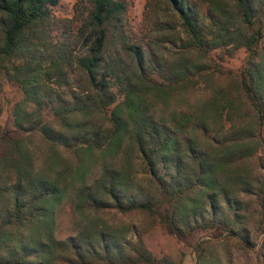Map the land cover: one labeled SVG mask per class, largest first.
Listing matches in <instances>:
<instances>
[{"label":"trees","instance_id":"16d2710c","mask_svg":"<svg viewBox=\"0 0 264 264\" xmlns=\"http://www.w3.org/2000/svg\"><path fill=\"white\" fill-rule=\"evenodd\" d=\"M163 1L176 20L158 25L165 42L177 44L173 60L128 42L125 0H78L71 18L54 15L60 0H0V72L23 93L13 124L55 147H75L74 173L85 152L118 158L105 160L92 181L78 182L77 212L143 213L178 237L210 229L253 247L244 199H256L254 231L264 232V161L258 177L244 162L264 152V0H231V18L211 6L200 12L191 0ZM226 46L247 51L235 89L213 86L194 111L158 115L150 107V98L209 80L191 51ZM72 68L84 80L69 88ZM24 140L0 133L11 148L0 153V264H54L65 255L80 263L172 264L154 257L139 235L124 241L105 226L57 239L55 210L69 182L37 172ZM10 169L14 177L4 176ZM195 249L197 264H224L199 244ZM225 259L233 264L228 253Z\"/></svg>","mask_w":264,"mask_h":264},{"label":"rangeland","instance_id":"374dc122","mask_svg":"<svg viewBox=\"0 0 264 264\" xmlns=\"http://www.w3.org/2000/svg\"><path fill=\"white\" fill-rule=\"evenodd\" d=\"M78 0H60L53 8V13L58 18H71L73 7ZM126 11V36L129 43L139 45L143 51L155 54L162 60H173L176 56L175 46L165 42L166 32L158 29L163 21L170 23L176 21L174 13L169 5L163 0H125ZM199 4L200 12H206L208 7H215L216 13L226 11L229 17H236L235 5L231 0H191ZM218 13V14H219ZM176 22H174L175 24ZM264 23V21H263ZM78 23L75 22L73 32L76 31ZM264 43V38H263ZM72 52L77 53L79 48L72 46ZM190 59L203 65L206 72L205 78L200 79L198 87H190L182 90L180 94L173 97L148 99L150 107L160 115L162 112L194 111L206 99L210 97L213 86L225 85L235 89L238 83L237 74L245 65L247 51L244 47L232 48L230 46L210 49L204 53L191 51ZM70 86L75 87L83 83V74L69 70ZM75 85V86H74ZM23 97L21 89L11 81L7 80L0 72V133L4 137H24V143L31 153L34 169L42 175L51 178L64 175L69 182L67 196L57 205L54 216V232L57 239H65L77 236L83 230H90L93 225L105 226L110 232H115L124 241H135L137 235L143 240L146 248L157 259H166L172 264H197L196 245L206 248L208 253L219 257L226 264L225 255L233 257V264H264V232L258 228L254 231V225L258 219V204L253 196H245L244 202L248 206L246 211L249 218V227H253L251 241L255 245L249 247L237 244V239L228 237L225 233L205 229L196 230L181 237L169 234L158 219L147 214L138 213L131 217H124L114 210L93 211L87 210L77 212L74 202V193L78 182H87L95 179L100 173V167L105 160L112 164L117 163L118 158L111 159L105 153L85 152L81 156L80 169L76 170L77 157L75 147L53 146L48 143L39 132L23 133L17 130L13 124V105ZM121 98H118L120 100ZM31 108V107H30ZM29 108V109H30ZM44 119L51 120V124L60 129L57 121H52L48 112H44ZM62 129V128H61ZM0 153L11 154L8 141L0 142ZM264 161V152L258 151L254 156L244 162V168L249 176L258 177L261 174L260 165ZM14 177L15 173L10 169L4 172V176ZM137 234V235H136ZM54 264H94L80 263L76 259L65 257L58 259ZM104 264V263H96Z\"/></svg>","mask_w":264,"mask_h":264}]
</instances>
